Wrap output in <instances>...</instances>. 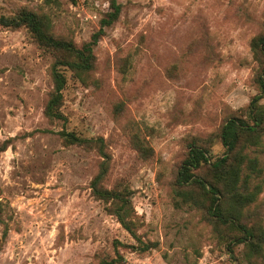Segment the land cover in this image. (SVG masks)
Listing matches in <instances>:
<instances>
[{"label": "rangeland", "instance_id": "1", "mask_svg": "<svg viewBox=\"0 0 264 264\" xmlns=\"http://www.w3.org/2000/svg\"><path fill=\"white\" fill-rule=\"evenodd\" d=\"M117 1L119 18L94 48L96 86L64 72L63 124L42 114L50 55L23 28L0 26V142L14 137L0 152V264H96L115 256V241L134 243L89 195L99 157L62 146L61 127L106 138L103 184L128 187L138 231L155 243L141 254L117 245L122 259L115 264H235L197 211L174 205L169 182L185 140L210 134L258 92L250 43L264 31V0ZM22 6L45 13L53 33L78 44L97 28L107 1L0 0V14ZM118 100L152 147L148 161L112 117ZM221 151L215 139L211 153ZM259 159L264 166V151Z\"/></svg>", "mask_w": 264, "mask_h": 264}, {"label": "trees", "instance_id": "2", "mask_svg": "<svg viewBox=\"0 0 264 264\" xmlns=\"http://www.w3.org/2000/svg\"><path fill=\"white\" fill-rule=\"evenodd\" d=\"M106 1L107 9L100 14L97 28L88 40L78 44L70 36L53 33L50 19L43 12L22 6L11 15L0 14V26L10 30L23 28L28 38L51 57L48 67L51 87L42 108L50 124L65 122L61 106L66 70L69 78L82 86L97 84L93 77L94 48L106 29L118 20L121 11L117 0ZM250 48L258 62L254 77L258 92L246 105L227 115L210 134L185 140L186 150L169 182L174 205L197 211L199 219L209 226L215 246L235 264H264V166L259 159L264 151V106L259 102L264 97V31L253 37ZM124 108L123 101H116L112 117L114 121H121L122 134L135 155L148 161L153 154L152 147L137 125L125 116ZM56 134L62 146L74 145L99 157L96 171L88 181L89 195L102 203L103 210L114 217L134 242L115 241V256L101 257L96 264L119 263L122 256L117 245L140 254L153 248L155 243L144 240L138 231L141 220L132 206L128 187L120 181L110 187L103 184L111 159L106 138L85 137L64 127ZM13 138L0 142V152ZM215 139L222 148L219 154L211 153Z\"/></svg>", "mask_w": 264, "mask_h": 264}]
</instances>
